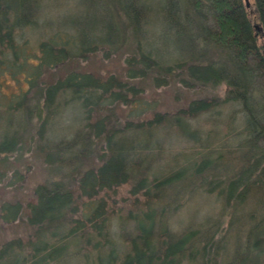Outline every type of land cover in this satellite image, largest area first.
I'll return each instance as SVG.
<instances>
[{
  "label": "trees",
  "instance_id": "16d2710c",
  "mask_svg": "<svg viewBox=\"0 0 264 264\" xmlns=\"http://www.w3.org/2000/svg\"><path fill=\"white\" fill-rule=\"evenodd\" d=\"M154 2L97 0L94 12L101 16L84 17L77 26L79 34L71 33L66 25L56 27L54 35L41 40L38 51L31 52L21 31L36 23V0H0V77L11 76L27 84L0 102V168H5L8 156L20 147L36 115L35 145L46 161L55 163L58 175L36 185L33 200L26 206L21 201L0 205L5 222L25 215L34 227L28 240L18 237L0 243V264H70L80 262L81 256L85 264H264L260 236L264 232V0H250L249 6L245 0H157L156 7ZM115 6L117 12L112 10ZM151 11L157 14L160 32L147 39L143 25ZM125 25L128 38L134 32L137 39L136 51L125 58L128 77L164 72L180 86H199L202 92L224 84V94L193 99L170 116L155 113L152 118L113 123V104L128 103L125 89L140 92L130 83L132 79L125 82L115 75L74 69L53 81L41 80L47 69L80 52L118 46L127 39ZM35 85L38 89L31 96L30 88ZM62 100L80 108L85 125L69 139L51 141L49 124L58 115ZM140 103L135 106L137 112L145 108ZM222 104H238L243 113L239 131L225 134L234 141L224 136L219 139V133L202 139L191 118ZM165 127H174L203 151H194L183 167L151 178L148 171L161 148L156 131ZM215 138L219 139L216 143L212 142ZM97 150L98 165L84 166ZM65 170L80 174L78 195L69 188ZM219 174L228 177L219 194L235 204L234 212L242 211L250 197L258 198L257 209L263 212L257 221L255 212L248 216L243 212L235 221L231 216L228 226H236L238 232L225 261L221 255V250L226 253L224 241L217 239L219 225L176 234L167 227V208L158 209L153 203L175 199L192 183L202 180L205 185L207 176ZM129 181L135 182L134 193L146 189L150 200L138 212L118 218L119 223H131L134 230L119 251L109 237L111 217L106 202L98 195ZM245 218L242 230L239 222ZM85 247L91 251L83 252Z\"/></svg>",
  "mask_w": 264,
  "mask_h": 264
},
{
  "label": "rangeland",
  "instance_id": "374dc122",
  "mask_svg": "<svg viewBox=\"0 0 264 264\" xmlns=\"http://www.w3.org/2000/svg\"><path fill=\"white\" fill-rule=\"evenodd\" d=\"M97 0H36V7L34 15L36 23L32 27L25 28L21 31V38L28 49L33 52L38 51V44L41 40H48L56 32V27L66 25V29H69L71 33L79 34L80 23L84 17L101 16V13H96L95 7ZM144 2V1H143ZM157 6V0L154 2ZM94 6V7H93ZM94 8V10L92 9ZM118 7L112 10L117 12ZM121 21L126 24L122 19V15L119 11L117 13ZM91 19L93 17H90ZM90 19V20H91ZM149 20H147L144 26L147 39L157 34L159 27H157L159 20L155 11L149 13ZM118 20V19H117ZM88 22V21H87ZM132 29V28H131ZM126 30V31H125ZM124 35L127 39L120 42L118 46L105 45L104 47L97 48L96 51L80 52L79 54L71 57L64 64L54 67L53 69H47L43 76L42 81H53L58 77L64 76L71 70H87L100 76L115 75L116 77L123 79V81H130L139 87V94L136 92H128V103L116 102L113 104L112 117L110 119L113 123L117 121L126 122L128 119L133 121H139L142 119L152 118L155 113L160 114H176L179 113L181 107H185L193 99H199L201 96L211 97L212 93L217 95H223L225 85H219L216 90L206 88L205 92H202L200 87L185 88L180 86L175 80H171L164 72L162 73H147L144 77L130 78L127 74L128 64L125 61L127 55L134 53L137 49V39L135 33H130L128 38V29L125 25ZM153 31V32H152ZM152 33V34H151ZM194 34L195 31L193 30ZM153 37V36H152ZM197 41V37H196ZM195 44V41H194ZM118 47V48H117ZM33 50V51H32ZM156 77H155V76ZM22 78V74L18 75ZM129 84V83H127ZM132 85V84H129ZM20 87L27 88V84L19 82L11 76L0 77V102H3L9 98L13 93L18 92ZM38 89V85L30 88L31 96L35 90ZM218 97V96H217ZM144 104L145 108L137 112L135 107L138 102ZM67 101V100H65ZM59 103L61 105L58 115H56L51 123L47 132V137L51 141H58L60 137L67 139L71 138L77 129L84 127L85 121L82 119L80 108H78L73 102L68 100ZM135 101V102H134ZM138 101V102H136ZM36 102L34 100L33 104ZM41 105V102H40ZM135 109V110H134ZM103 114L106 111L102 112ZM243 113L240 105L238 104H222L217 109H212L208 112L200 114L191 118V125L196 128L200 133L202 139L206 135H214L219 133V139L223 136L226 141L232 142L234 138L226 137V133H234L239 131L243 122ZM38 117L36 115L28 124L24 140L16 152L8 156V162L5 164V168L1 167L0 170H4V174L0 176V205L4 201H21L26 206L28 201L33 200V190L36 185L44 182H49L52 179H57L58 175L55 170L56 165L51 161H46L44 152L38 149L35 145L37 142L36 131L38 128ZM155 137L161 140V148L156 163L153 164L152 169H149L148 175L154 178L157 174L164 175L170 171L177 170L189 163L193 152L203 151V148H199L198 145L185 137L183 138L179 131L174 127H165L164 129H158ZM215 138L212 140L216 143ZM219 142V141H218ZM228 142V143H229ZM217 145V144H216ZM95 147V146H94ZM199 148V149H198ZM98 151V150H97ZM98 153H94L92 158L87 159L86 165L92 166L95 163L98 165L99 158ZM88 166V167H89ZM68 171L63 173V176L67 178L69 188H73L75 194L80 193L77 184L79 179L78 171ZM155 173V174H154ZM151 174V176H150ZM150 178V179H151ZM227 176H207L209 181L204 185L202 180L192 183L188 188L182 192L181 196L170 200H163L162 202L154 205L159 209L160 206L167 208L166 210V224L169 231H173L176 234H180L185 229H200L219 225L220 231L217 234V239L224 241V249L226 253L221 250L223 261L231 254V248L234 246V237L238 232L236 226L229 228L228 222L231 216L235 219L237 216L246 213V216L256 213V221L262 218V211L257 209L258 198L250 197L247 203L242 207V211L234 212V203L227 202L226 199L220 196V191L226 186ZM199 179V178H198ZM219 180H221L219 184ZM212 181V182H210ZM135 187L134 181H129L119 186H115L110 190L101 191L98 198L105 200L106 209L108 215L111 217L109 224V233L111 242L114 247L119 251L125 247L128 243L129 237L134 234V230L128 223H122L118 221L119 217H127L131 213L138 212L148 198L146 189L140 190L138 193H134ZM258 194V192L256 193ZM261 194H264L261 193ZM257 196V195H256ZM82 199L88 200L89 198L83 197ZM102 201V200H101ZM259 206V205H258ZM251 213V214H250ZM244 219V218H243ZM239 222L240 228L245 229V220ZM244 221V222H243ZM127 222V221H126ZM193 228V229H192ZM236 228V229H235ZM212 229V228H211ZM215 231V230H214ZM34 227H32L25 215L13 222H5L0 216V243H4L8 240L15 238H22L24 240L30 239V235L33 236ZM244 236V235H243ZM264 239V232L260 234ZM226 246V247H225ZM91 251L90 247H85L84 251ZM228 255V256H227ZM80 262L72 261L70 264H85L83 257H80ZM221 262V258L218 259ZM191 264V263H183ZM196 264V263H194ZM221 264V263H220Z\"/></svg>",
  "mask_w": 264,
  "mask_h": 264
},
{
  "label": "water",
  "instance_id": "95a60500",
  "mask_svg": "<svg viewBox=\"0 0 264 264\" xmlns=\"http://www.w3.org/2000/svg\"><path fill=\"white\" fill-rule=\"evenodd\" d=\"M245 1H246V4L249 6L250 0H245Z\"/></svg>",
  "mask_w": 264,
  "mask_h": 264
}]
</instances>
